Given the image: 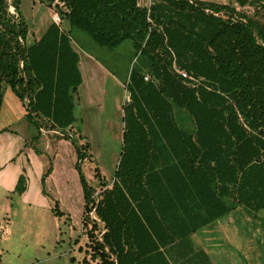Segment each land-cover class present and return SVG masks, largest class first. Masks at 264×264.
<instances>
[{"label":"trees","instance_id":"trees-1","mask_svg":"<svg viewBox=\"0 0 264 264\" xmlns=\"http://www.w3.org/2000/svg\"><path fill=\"white\" fill-rule=\"evenodd\" d=\"M20 2L0 0V109L6 85L38 134L74 147L89 226L82 264H209L192 235L237 206L264 209V0H43L61 23L33 42ZM72 28L136 50L118 163L98 192L81 167L90 143L69 133L82 83ZM25 183L19 175L13 192Z\"/></svg>","mask_w":264,"mask_h":264},{"label":"rangeland","instance_id":"rangeland-1","mask_svg":"<svg viewBox=\"0 0 264 264\" xmlns=\"http://www.w3.org/2000/svg\"><path fill=\"white\" fill-rule=\"evenodd\" d=\"M55 10L43 0H21L20 14L28 25V42L36 40L53 22ZM70 31L81 60L89 57L91 63L80 64L83 82L75 97L74 129L69 133L80 134L84 138L80 142L90 143L92 158L84 160L81 167L98 192L100 181L111 183L118 163L126 83L136 56L132 57L130 41L126 43L131 46L110 50L93 42L81 30ZM79 38L89 41L93 49ZM0 131V147L3 145L5 150L3 156L0 155L4 167L0 176L1 260L5 264H82L89 242L86 235L89 226H84L81 220L83 197L75 169L74 147L69 141L54 136L52 131L38 134L35 125L26 117L22 102L6 85L2 89ZM49 168L46 194H43L40 179ZM19 175H24L26 181L22 194L13 192ZM55 203L63 212L60 216L54 214ZM262 211L257 217L243 212L241 215L239 212L227 214L230 226L225 220L216 221L214 228L196 231L194 240L208 250L212 264H264ZM234 220L240 222L241 227L234 224ZM238 227L241 235L237 237ZM239 245L243 248L239 249ZM72 256L75 261L71 260Z\"/></svg>","mask_w":264,"mask_h":264},{"label":"crops","instance_id":"crops-1","mask_svg":"<svg viewBox=\"0 0 264 264\" xmlns=\"http://www.w3.org/2000/svg\"><path fill=\"white\" fill-rule=\"evenodd\" d=\"M208 1H215V2H222V3H224V2H227V0H208ZM229 1V0H228ZM47 28V27H46ZM74 28H72L71 30H73ZM40 37V36H39ZM38 37V38H39ZM70 37H71V31H70ZM82 40H84V39H82V38H79V41L81 42ZM85 41V43H87V45L90 47V48H92V46H91V44L89 43V41H87V40H84ZM31 42H33V41H31ZM127 41H125V42H123L121 45H119V46H123V49L125 48V46H127V45H130L131 46V44H129V43H126ZM131 42V41H130ZM71 43H72V46H73V48L76 50V47H75V45L73 44V40H72V37H71ZM132 47H133V44H132ZM93 49V48H92ZM77 51V50H76ZM124 52H125V50H124ZM77 53H78V55H79V63H78V65H79V69H80V72H81V68H80V64L81 63H83V65H90V63H91V61L90 60H88L89 59V57H84L85 58V60H81V56H80V53L77 51ZM136 56V50L134 49V47H133V58ZM81 75H82V73H81ZM129 76V75H128ZM82 82H83V77H82ZM82 84V83H81ZM6 128H5V130H7V128H9V125L8 126H5ZM0 132H2V131H0ZM43 132H49V131H43ZM52 132H55V131H52ZM56 133V132H55ZM42 137H43V135H41ZM65 140V139H64ZM66 141H68V140H66ZM3 141H1V143H2ZM5 147V146H4ZM4 149H3V145H2V147H0V155H2L3 156V154H4ZM12 160V158L9 160V161H11ZM0 176H2V174H3V170H4V167L3 166H1V163H0ZM46 179H48V176L46 177ZM46 179H45V181H46ZM48 182V181H47ZM25 192V191H24ZM23 192V193H24ZM59 208V207H58ZM60 211H61V209H59ZM262 210H264V209H262ZM262 210H260V211H262ZM259 211V212H260ZM62 212V211H61ZM236 212H239L238 214H242V212H243V214H245V215H247V213L245 212V210L241 207V206H237L233 211H232V213L230 212L229 213V215H232V214H234V213H236ZM263 212V211H262ZM63 213V212H62ZM261 213V212H260ZM227 216V215H226ZM222 217V218H220V219H218V220H216L217 222H223V220H225V224L227 225V226H230V222L229 221H226V219H227V217ZM216 221L215 222H213L212 224H210L209 226H206V227H210V229H212V228H214V226H215V223H216ZM232 222H234V224H236V225H240V222H238L237 220H234V221H232ZM239 227H241V226H239ZM239 227H238V234H236V236L238 237V236H240L241 235V228L239 229ZM203 228H205V227H203ZM204 230V229H203ZM230 231H231V229H230ZM197 232H195L192 236H193V242H194V244H195V246H196V248L197 249H201V250H203L207 255H208V257L210 258V256H209V254L207 253V251L208 250H206V248L205 247H202V246H200L199 245V241H197V240H194V238H195V234H196ZM196 241V242H195ZM238 248L240 249V248H243L242 247V245H239L238 246ZM2 258H0V264H5L4 262H3V260H1ZM72 259H74L73 258V256L71 257V260ZM74 261H75V259H74ZM210 263L209 264H212V260H211V258H210Z\"/></svg>","mask_w":264,"mask_h":264},{"label":"built area","instance_id":"built-area-1","mask_svg":"<svg viewBox=\"0 0 264 264\" xmlns=\"http://www.w3.org/2000/svg\"><path fill=\"white\" fill-rule=\"evenodd\" d=\"M149 3H150V0H149ZM11 7V6H10ZM9 7V9H10ZM12 11V7L10 9ZM52 20L54 23L56 24H60L61 23V18L59 16V14L56 12L52 15ZM174 69L176 72H178L184 79H188L190 81H193L195 80V78H193L187 71L183 70V69H179L177 68L176 66H174ZM148 75L145 76V79H148ZM195 83V82H194ZM196 84V83H195ZM194 84V85H195ZM125 98L124 100L126 101V104H128L130 101H131V97H130V93L128 90L125 91Z\"/></svg>","mask_w":264,"mask_h":264},{"label":"water","instance_id":"water-1","mask_svg":"<svg viewBox=\"0 0 264 264\" xmlns=\"http://www.w3.org/2000/svg\"><path fill=\"white\" fill-rule=\"evenodd\" d=\"M10 9H11V7H10ZM27 101H28V99L26 98L25 102H27Z\"/></svg>","mask_w":264,"mask_h":264}]
</instances>
